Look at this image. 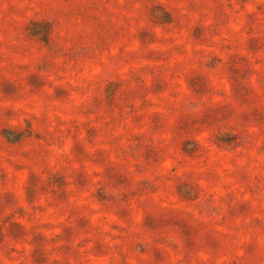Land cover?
<instances>
[{
	"label": "rangeland",
	"instance_id": "obj_1",
	"mask_svg": "<svg viewBox=\"0 0 264 264\" xmlns=\"http://www.w3.org/2000/svg\"><path fill=\"white\" fill-rule=\"evenodd\" d=\"M0 264H264V0H0Z\"/></svg>",
	"mask_w": 264,
	"mask_h": 264
}]
</instances>
